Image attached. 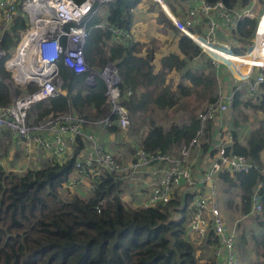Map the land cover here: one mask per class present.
<instances>
[{
	"label": "trees",
	"instance_id": "trees-1",
	"mask_svg": "<svg viewBox=\"0 0 264 264\" xmlns=\"http://www.w3.org/2000/svg\"><path fill=\"white\" fill-rule=\"evenodd\" d=\"M15 1V15L6 29L0 33V50L9 56L25 30V19L20 13V2ZM80 3L83 0H72ZM181 2L185 0H175ZM206 4L221 2L227 10L244 8L249 0H202ZM139 0H112L106 5L104 23L102 14L93 15L86 23L87 37L83 48V58L88 66L100 67L110 64L119 79L118 90L121 105L130 115L145 114L152 110H170L177 106L180 97H189L194 90L200 100L212 102L216 86V75H221L222 67L213 72L208 66L206 71L192 74L187 63L199 58V48L180 30L167 20H157L176 36L179 55L169 54L159 61L160 69L154 73L152 65L154 47L147 49L145 44L128 41L125 45L111 44L109 28L128 33L131 26L133 9ZM103 13V12H102ZM182 21V20H179ZM102 24V28L95 25ZM255 21L242 18L237 21L229 36L236 43L230 54L241 56L244 46L249 45ZM195 32L194 27L188 29ZM234 65L239 68V64ZM183 71L181 82L176 86L164 85L163 77L170 72ZM57 73L62 81L60 90L64 95L34 104L30 110L40 121L49 115L59 116L71 111L74 115H84L88 109L95 112L93 119L108 116L104 104L105 86L102 80L94 79V85H85V76H75L57 65ZM0 105L9 103L10 93L3 83L9 73L4 71L0 62ZM233 103L231 109L240 105L251 112L264 114V84L258 91V102L250 99L240 100V92L231 87ZM15 94L17 92L15 91ZM253 99V98H252ZM250 102V103H249ZM111 121L114 117L108 116ZM198 128L195 117L187 124L164 130L152 120H148L147 131L139 147L148 154L166 155L180 143L186 144ZM233 123V128L236 129ZM108 132L116 131L111 125ZM222 130V129H221ZM211 127L204 131L200 146L202 154L207 153ZM223 131V130H222ZM231 144L227 153L248 159L256 169L246 173L227 174L222 172L218 178L227 187L239 189L240 209L249 213L254 193L259 198L261 212L255 215L259 227L264 223V175H261L258 155L264 149V130L260 125L249 131L245 145H240L236 132L230 131ZM74 155L65 163L54 162L39 169H27L21 174L4 171L0 168V264H218L212 255L203 261L197 258L196 248L185 238L186 207L189 199L182 203L173 198L165 205L148 208H131L121 201L127 188L122 177L103 173L93 178L86 197L72 194L64 185L74 171L73 164L82 148L77 139ZM212 156V152L208 153ZM175 214L176 218H172ZM258 258L251 264H264V233L258 240L253 238ZM200 249L216 244L210 234L205 241H199ZM212 254V253H211Z\"/></svg>",
	"mask_w": 264,
	"mask_h": 264
},
{
	"label": "built area",
	"instance_id": "built-area-1",
	"mask_svg": "<svg viewBox=\"0 0 264 264\" xmlns=\"http://www.w3.org/2000/svg\"><path fill=\"white\" fill-rule=\"evenodd\" d=\"M149 1L157 7L159 5L158 8L171 19L173 26L199 48L200 54L210 59L215 69L218 68L217 61L210 55L221 58L230 65L236 79L233 86L236 91L245 90L248 95L258 93L259 87L264 84V12L255 18L251 9V4L258 0H249V7L234 13L227 10L219 1L206 4L201 0L198 6L191 7L186 12L182 21L170 16L166 5L168 0ZM111 2L112 0H83L80 3L72 0L20 2V13L24 16L26 28L20 34V39L9 56L0 50V62L10 77L9 81L3 83L12 97L7 105H0V131L6 132L15 145L25 149L35 147L49 152L55 155L58 162L63 159L68 148L76 147L77 139H80L82 155L81 158L74 160L73 169L77 175L89 181L103 173L118 175L128 170L133 175L152 166L153 180L142 208L165 205L173 198L175 192L181 189L183 195L191 197L185 219L186 241L189 242L192 237L198 241H205L211 234L216 239V244L211 248L215 258L219 260L218 264H238L234 255V231H226L217 209L210 203L207 204L203 193L195 187L189 163L191 153L200 150L197 149L199 141L209 125L215 143L208 145L207 148V153L213 152V160L203 177L204 183L212 175L217 176L222 172L232 175L256 169L248 159L226 152V148L231 144V137L221 130V121L223 115L232 107L233 91L228 95L216 93V98L207 103L197 115L198 128L193 136L186 144L180 143L182 147L174 155L148 154L138 147L133 150L126 168H122L116 158L103 148L94 136H83L82 121L77 117H73L70 123L65 122L60 116L52 115L47 116L46 122L37 125L29 124L27 121L30 108L34 104L53 98L57 94L64 95V91L60 90L62 81L57 73V65H61L75 76H85L88 86L94 85L95 75L102 80L105 86L104 104L108 116L112 115L114 120L111 121L108 116L93 119L91 125L94 128L107 129L114 124L120 130L127 126L128 113L121 105L119 79L115 69L109 64L101 72L96 73L87 66L83 58L87 37L86 23L91 16L101 15L106 5ZM15 6L14 0H0V33L12 21ZM196 18L204 20L203 35L188 30L193 28ZM242 18L254 20L255 26L249 45L243 47L244 54L236 56L230 54V49L236 45L234 41L219 43L218 21L222 20L227 29L234 30L237 21ZM95 28H102V24L95 25ZM109 31L111 37L105 44V51L111 44L125 45L129 41L123 31L115 28H109ZM232 60L247 61L248 64L240 65L238 69ZM84 124L85 122L83 127ZM43 133L46 136H43ZM257 170L264 175V165L259 166ZM208 191L209 196L214 197L212 187ZM183 195L178 196L180 201ZM250 212L252 214L261 212L256 193L251 198Z\"/></svg>",
	"mask_w": 264,
	"mask_h": 264
},
{
	"label": "crops",
	"instance_id": "crops-1",
	"mask_svg": "<svg viewBox=\"0 0 264 264\" xmlns=\"http://www.w3.org/2000/svg\"><path fill=\"white\" fill-rule=\"evenodd\" d=\"M201 0H185L181 2H176L175 4L168 5L171 0H168L167 8L169 13H174V17L176 20H183L186 12L194 6H198V3ZM146 5L152 7L155 12L150 13L147 11ZM252 14L255 18H257L262 12H264V0H258L257 2L251 4ZM174 6V7H173ZM250 6V1L248 5L244 8H234L232 9L233 13L237 12L241 9H245ZM179 7V9L177 8ZM158 8V7H157ZM155 6L151 5V2L149 0H139L138 5L133 9L132 12V19H131V26L130 30L127 33V38L129 41L138 42L145 44L147 49H150L151 47H154V54H153V61L152 65L154 68V73H157L160 69L159 61L161 58L169 55H179L178 49L176 47V34L167 27L157 24L161 28H163V32L161 33L162 37H157L155 34L156 32L153 31V22L158 20V15L161 13L159 11V8L157 9ZM106 12V10H104ZM104 11L102 13L103 20L101 23H104V19L106 16V13L104 14ZM162 20L165 21L166 19L163 17L162 13ZM216 19H218L216 17ZM218 32L217 37L219 43H228L232 42L233 40L229 36V29H227L223 21H218ZM204 20H201L199 18H196L194 20V31L198 33V35L204 34ZM150 28H152V31L150 32ZM150 32L152 35H150ZM154 40L157 42L155 46L151 45V40ZM235 46V45H233ZM234 62L240 65H247V61H238V60H232V63L234 65ZM210 67H213V64H211L210 59L200 54L199 58L193 59L192 61L187 63V70H189L192 74H197L201 72V69L206 71L208 65ZM222 63L220 61H217V67H222ZM218 68L216 70H218ZM215 69V68H213ZM239 69V68H238ZM183 74V71L178 72H170L166 74L163 77L164 85H167L172 82L173 87L177 85V83L181 82V76ZM216 83H219V80L225 81L226 85L225 87H222V94L228 95L231 93V86L229 84V79L223 74L216 75ZM231 86V87H230ZM261 89V86L259 87V91ZM241 92L245 90H240ZM240 92V94H241ZM258 93H254L253 95H248L247 93L240 96L241 101H245L248 99L247 95L249 97L253 96V103L258 102ZM214 97V91L212 93V99ZM209 103V102H206ZM106 108V107H105ZM85 117H87L88 120L93 119L92 117L95 116V112L92 109H88L86 112H84ZM258 116H261L259 112L256 113ZM137 115V114H135ZM261 117H256L257 119L260 118V122L256 121V123L249 122L247 124L240 125L238 128L236 125V129H232L231 125V116L230 113L226 112L222 117V127L225 130V133H227L228 130H234L236 132V139L240 145H245L247 135L249 131L253 128H256L258 125L262 127L264 130V114ZM228 117V118H227ZM255 118V119H256ZM228 122V123H227ZM114 125V124H113ZM159 125V124H158ZM115 126V125H114ZM161 126V125H160ZM256 126V127H255ZM116 127V126H115ZM164 130L165 128L161 126ZM89 131H93L92 134L95 138V140L103 146L109 153H111L117 160H119V163L121 164L122 168H126V166L129 164L131 160V156L133 153V150L136 147H139V144L141 140L143 139L146 131L142 133L139 137L130 136L128 138H123V135L119 132V129L116 127V131L114 132H108L105 130H96V129H87ZM212 131V129H211ZM210 131V139L208 145H213L215 143V139L212 135V132ZM230 131H228L229 133ZM227 135H230L227 134ZM43 136H46L43 133ZM135 140V144L132 145V143ZM4 145L3 148L4 154L0 157V168H2L4 171H10L16 174H21L25 172L27 169H39L44 167L48 163H56L58 165H61L65 163L70 157H72L75 151L76 147L68 148L64 152L63 159L58 162L55 155H52L49 152H45L41 149L35 148V147H29L27 149L23 148L20 145H15L10 138L8 134L4 131H0V146ZM129 145L130 150L126 149L125 146ZM180 145V144H179ZM177 146L172 147L169 153H172L175 151ZM84 149V147H83ZM0 151V153H2ZM82 149L77 154V158H81L82 155ZM198 153V152H197ZM197 153L194 154L189 163H190V171L191 176L193 178V181L195 182V187L203 193L205 198L207 199V204L210 203L211 206L215 207L217 211L219 212V215L223 221L224 227L226 231H234L235 239H234V247L235 243L241 238L242 232L249 229V223L253 226L259 227L258 223L255 220V215L258 214H252L249 210V213L243 214L240 209V201L239 196L240 192L239 189L236 187H227L219 178L218 176L212 175L208 181L203 182V177L205 176V173L207 172V169L213 160V152L212 156H209L208 153L202 154L200 151L201 157H197ZM258 160L260 166L264 165V149L259 152ZM154 168L152 166L147 167L139 171L138 174L131 175L128 170H124L125 172H121L118 174L119 177H122V181H125L127 189L124 190L121 196V201L125 203L127 206L131 208H142L148 195L149 187L153 180V173ZM89 180H86L81 175H77L75 171H73L68 179L67 182L64 185V189L69 191L72 194L79 195L81 197H86V195L89 192L90 184ZM212 187L214 191V197L209 196V189ZM179 195H183L181 189L177 190L174 194L175 197L178 198ZM184 196V197H183ZM182 201L186 197H188L189 202L191 201V197L188 195H183ZM179 200V198H178ZM182 201L179 200L180 203ZM189 205V204H188ZM251 208V207H250ZM188 210V206L186 207V212ZM175 218L176 215L174 214ZM258 221L264 223V217L258 219ZM263 228V227H260ZM259 228V229H260ZM200 245L199 243H196V246ZM201 247V245H200ZM198 249L196 250V256L197 258L201 259L200 261L205 260L210 255H212L215 258L212 248L206 247L205 249ZM235 249V248H234ZM212 253V254H211ZM199 255V256H198ZM211 257V256H210ZM236 257V256H235ZM240 260V264H247L251 263L253 261V258H250L245 261H241V258L238 256L236 259ZM237 259V262L239 264V260ZM218 260V259H217ZM219 261V260H218ZM217 261V262H218Z\"/></svg>",
	"mask_w": 264,
	"mask_h": 264
},
{
	"label": "rangeland",
	"instance_id": "rangeland-1",
	"mask_svg": "<svg viewBox=\"0 0 264 264\" xmlns=\"http://www.w3.org/2000/svg\"><path fill=\"white\" fill-rule=\"evenodd\" d=\"M176 1L175 0H171V2L168 5L171 4H175ZM151 5L155 6L157 8V6L151 2ZM158 5V4H157ZM167 5V3H166ZM147 7V11L150 13L155 12L154 9L148 5H146ZM159 7V5H158ZM174 7V6H173ZM179 9V7H177ZM158 9V8H157ZM159 11L162 13L163 17L170 22L171 25V19H169L168 17H166L163 13V11L160 10ZM161 13H159L158 15V19H160V21H162V16ZM170 16L174 19H176L174 17V13L170 12ZM158 23L156 21L153 22V31L156 32V36L157 37H162L161 33L163 32V28H161L160 26L157 25ZM0 27H1V22H0ZM152 31V28H150V32ZM147 31V33H150ZM198 34V33H197ZM150 35H152V33H150ZM157 44V42H155L153 39L151 40V45L155 46ZM210 57H213L216 59V61H220L222 63V73L223 76L227 77L229 79V84L231 86H234L236 84V79H235V75L233 72V69L230 67V65L228 63H226L225 60L215 57L213 55H210ZM107 63H104L103 65H101L100 67L97 66H88L90 69H92L94 72H101L102 69L105 68V66H107ZM209 67L210 65L207 64ZM214 67H210V69L212 70ZM219 69V68H218ZM240 70H244L243 68H240ZM202 71V70H201ZM204 71V70H203ZM215 71H218L216 69H213V72L215 73ZM1 77V76H0ZM98 78L100 79L98 76L95 75V79ZM1 79V78H0ZM101 80V79H100ZM5 81H9L8 78ZM85 85L88 86V84L85 82ZM226 83L225 81H221L219 80V83H216L215 86V90H214V99L216 98V93L217 92H221L222 93V87H225ZM230 86V87H231ZM170 87H173V83H170ZM119 92V90H118ZM120 93V92H119ZM190 96L189 97H180L178 100V104L177 106L173 107L170 110H158V109H154L152 110V108L150 107L149 110L145 113V114H137V115H130L128 112V124L124 129H120L119 132L121 133V135H123V138H128L130 136L134 137H139L142 133H144L147 128H148V120H152L154 121L156 124H159L161 126H163L165 128V130L170 129L171 127H178L182 124H187L188 120L190 117H197V115L204 109V107L207 105L205 100H200L199 96H197V93L194 92V90L192 92L189 93ZM246 94V91L241 92L242 98L243 95ZM248 99H250V101L253 102V96L249 97L247 95ZM12 100V97L10 96L9 98V102ZM243 102V101H241ZM250 103V102H249ZM230 113L231 116V125L233 128V123H235L237 125V127L239 128L240 125H243L244 123L247 124L249 122L252 121V123H256V121L260 122V118H256V117H261L263 116L261 113V116H258L256 113L251 112L249 108L244 107L242 105H240L237 109L233 110V109H229L227 111V113ZM77 115V114H76ZM65 122L70 123L73 117H77L78 120L82 121L81 123V133L83 134V136L86 135H91L93 136L92 132L93 131H89L87 129H96L94 128L91 123L94 121L93 119L88 120L87 117H85L84 115H77L74 116L72 115L71 111H67L66 113L60 114L59 115ZM45 118V119H44ZM42 121H38L36 120V116L35 113H33L31 110L29 111L28 114V123L32 124V125H37L40 122H46L47 121V117H44ZM80 118V119H79ZM228 118V117H227ZM256 118V119H255ZM83 122H85L84 127H83ZM228 123V122H227ZM261 123V122H260ZM83 127V128H82ZM256 127V126H255ZM221 129L223 130L224 134H229L228 130L227 133H225V130L222 127L221 124ZM97 130V129H96ZM101 130H105L103 127L101 128ZM203 142V138L200 139L199 141V145L197 147V149H200V146ZM135 144V140L132 143V145ZM5 146L2 145L0 146V151L3 150ZM182 147V145H179L176 147L175 151L172 152V154L174 155L180 148ZM126 149L130 150L131 148H129V145L125 146ZM138 148V147H136ZM193 150V149H192ZM191 150V152H192ZM4 154V152L2 151V153H0V157ZM196 154L195 151H193L191 153V157ZM190 157V159H191ZM197 157H201L200 155V150L197 153ZM189 159V161H190ZM117 160V159H116ZM117 162H119V160H117ZM127 189V188H125ZM172 218H175L174 214L172 215ZM249 229L245 230L244 232H242L241 234V238H239V240L237 241V243H235V249H234V255L239 258H241V261H245L248 260L252 257L253 261L255 262L256 259L258 258V254H259V249L257 248L255 250L254 246V240L253 238H255L256 240H258L260 237H262L263 233H264V227L260 228L257 227L256 225L253 226L252 224H248ZM260 228V229H259ZM191 240L189 241L196 249H198V247H200V245L196 246V243H199L198 240H196L195 238H190ZM199 256V255H198ZM238 259V258H237ZM239 260V259H238ZM251 262V263H252ZM251 263H247V264H251ZM239 264H240V260H239Z\"/></svg>",
	"mask_w": 264,
	"mask_h": 264
},
{
	"label": "water",
	"instance_id": "water-1",
	"mask_svg": "<svg viewBox=\"0 0 264 264\" xmlns=\"http://www.w3.org/2000/svg\"><path fill=\"white\" fill-rule=\"evenodd\" d=\"M109 65V64H108Z\"/></svg>",
	"mask_w": 264,
	"mask_h": 264
}]
</instances>
